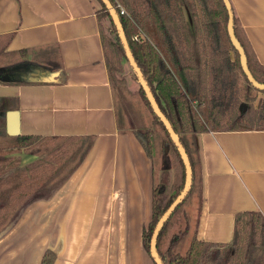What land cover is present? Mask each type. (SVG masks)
<instances>
[{
	"label": "crops",
	"instance_id": "1",
	"mask_svg": "<svg viewBox=\"0 0 264 264\" xmlns=\"http://www.w3.org/2000/svg\"><path fill=\"white\" fill-rule=\"evenodd\" d=\"M230 2L264 66V0ZM100 7L98 0H0V36H10L6 53L26 60L5 79L0 73L5 133L94 138L56 192L28 203L0 234V264H39L47 248L57 251L53 264H154L143 244L152 217V161L138 138L119 128ZM55 48L63 81L53 71L37 81L28 62ZM24 65L34 73L19 70ZM197 144L198 238L230 242L238 212L264 215V130L202 132Z\"/></svg>",
	"mask_w": 264,
	"mask_h": 264
},
{
	"label": "trees",
	"instance_id": "2",
	"mask_svg": "<svg viewBox=\"0 0 264 264\" xmlns=\"http://www.w3.org/2000/svg\"><path fill=\"white\" fill-rule=\"evenodd\" d=\"M98 1L101 4L97 11L101 43L114 94H123L134 78L138 88L132 95L140 102L149 124L143 130L126 129L118 117L120 130L133 133L152 161V217L144 227L143 244L154 264H158L152 251L155 230L183 192L187 166L179 145L155 110L130 56L182 145L192 170L188 191L157 236L156 252L162 264H264V215L259 211L236 214L230 242L205 241L197 234L203 203L197 134L264 130V98L259 106L255 105L257 96L251 94V90H260L247 78L239 51L230 40L229 14L224 1ZM113 10L124 30L127 45ZM234 24L252 74L264 83V66L256 59L235 13ZM9 39V35L0 36V61L9 59L4 63L6 69L26 62L21 57L9 58L6 53ZM57 52L56 48L46 50L42 58L35 57L28 62L39 72L37 81L42 80L41 73L51 71L60 74L55 81H63ZM19 53L25 55L28 52L21 50ZM125 61L130 64V75L125 72ZM241 78L245 80L244 89L239 85ZM93 140L92 136H9L5 133L4 114L0 109V232L28 203L50 198L80 164ZM8 151H23L36 158L21 165L18 159L7 156ZM79 151L75 165L58 179L62 167ZM197 190L200 191V202L195 231L185 251L181 252L179 247L190 235L192 222L186 204ZM56 257L57 251L47 248L39 264H53Z\"/></svg>",
	"mask_w": 264,
	"mask_h": 264
},
{
	"label": "rangeland",
	"instance_id": "3",
	"mask_svg": "<svg viewBox=\"0 0 264 264\" xmlns=\"http://www.w3.org/2000/svg\"><path fill=\"white\" fill-rule=\"evenodd\" d=\"M7 59V58H6ZM6 59L0 61V69L5 70L6 68L4 67V63L6 62ZM125 66V72H127L128 75H130L129 69H130V64L125 61L124 62ZM22 72L26 74L34 73V70L29 68L28 66H23L20 68ZM239 85L244 89L246 84L244 79H240ZM137 87V82L133 78L129 84H128V89L122 94V93H117L116 94V109L118 112V117L120 120V124L122 125L123 128L126 129H139L143 130L149 127L147 116L145 115L143 108L140 104V102L133 97V92H135ZM251 94L257 96L258 102L261 103L262 99L264 98V92L262 91H256L255 89L251 90ZM243 97V96H242ZM244 99V97H243ZM255 101V105L259 106V103ZM80 155L79 152H75L74 156L72 157L71 160H69L64 167H62L58 179L62 176H64L69 169H71L76 161L78 160V157ZM8 157H13L15 160L18 159L21 165H25L29 161L33 160L36 158V156L26 154L23 151H16V152H11L8 151L7 153ZM56 178V180H57ZM200 202V191H195V193L190 197L186 204V209L189 212V215L191 217V231L190 235L185 239L183 242V245L179 247V251L184 252L185 248L188 246L191 237L193 236V233L195 231V226H196V220H197V215H198V206Z\"/></svg>",
	"mask_w": 264,
	"mask_h": 264
},
{
	"label": "water",
	"instance_id": "4",
	"mask_svg": "<svg viewBox=\"0 0 264 264\" xmlns=\"http://www.w3.org/2000/svg\"><path fill=\"white\" fill-rule=\"evenodd\" d=\"M224 3H225V6L228 10V14H229V20H228V33H229V37H230V40L232 42V44L234 45V47L239 51V54H240V60H241V65H242V68L247 76V78L249 79V81L252 83V85L257 88L258 90L260 91H263L264 90V83L262 82H259L255 77L254 75L252 74L250 68H249V64H248V57H247V54H246V51H245V48L244 46L242 45V43L240 42V40L237 38L236 36V33H235V24H234V12H233V9H232V5H231V2L230 0H223ZM106 2H108L106 0ZM109 7L111 8L110 4L108 3ZM113 14L116 18V21L118 23V26H119V29L122 33V37H123V40H124V43L127 45V41H126V38H125V34H124V30L120 24V22L118 21L117 19V16H116V13L115 11L113 10ZM130 56V55H129ZM131 60H132V63L135 67V69L138 71V74L140 75V78H141V81L153 103V106L155 108V110L158 112V114L162 117V119L165 121L168 129L170 130L171 134L173 135L175 141L177 142V144L179 145L180 147V150L182 152V155L183 157L185 158V162H186V166H187V182H186V185H185V188L183 190V192L181 193V195L176 199V201L173 203V205L169 208V210L165 213V215L163 216L162 220L160 221V223L158 224L156 230H155V233H154V237L152 239V251H153V254H154V257L157 261L158 264H162V261L161 259L159 258V256L157 255V252H156V240H157V236L159 234V231L163 225V223L165 222V220L167 219V217L172 213V211L177 207V205L180 203V201L183 199V197L185 196L186 192L188 191L189 189V186H190V182H191V173H192V170H191V165H190V162L188 160V158L186 157L185 153H184V149L182 147V145L180 144L178 138L175 136L171 126L169 125V123L166 121V119L164 118V116L162 115V112L160 111L158 105L155 103L154 99L152 98L151 94H150V91L148 90V87L147 85L145 84L144 82V79L142 78L141 76V73L138 69V67L136 66V64L134 63L132 57L130 56ZM16 67H13V68H9V69H5V70H1L0 69V73H2L3 75V78H4V74L7 73L8 71H12V70H15ZM6 75V74H5ZM5 79V78H4ZM17 80L19 79L17 76H14V77H11L9 76V78H7V80ZM8 227V226H7ZM6 227V228H7ZM5 228V229H6ZM4 229V230H5ZM3 230V231H4ZM2 231V232H3ZM0 232V234L2 233Z\"/></svg>",
	"mask_w": 264,
	"mask_h": 264
},
{
	"label": "built area",
	"instance_id": "5",
	"mask_svg": "<svg viewBox=\"0 0 264 264\" xmlns=\"http://www.w3.org/2000/svg\"><path fill=\"white\" fill-rule=\"evenodd\" d=\"M122 8V7H121ZM122 12H124V9L122 8Z\"/></svg>",
	"mask_w": 264,
	"mask_h": 264
}]
</instances>
